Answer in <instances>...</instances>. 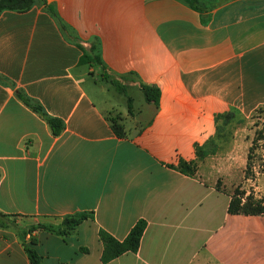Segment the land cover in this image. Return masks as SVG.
I'll use <instances>...</instances> for the list:
<instances>
[{
    "label": "crops",
    "instance_id": "crops-1",
    "mask_svg": "<svg viewBox=\"0 0 264 264\" xmlns=\"http://www.w3.org/2000/svg\"><path fill=\"white\" fill-rule=\"evenodd\" d=\"M46 5L83 46L99 41L107 75L160 94L133 116L116 112L102 69L78 64L81 52L43 6L0 15V74L14 87L0 84V212L23 227L91 214L64 237L34 231L41 264H103L98 231L123 241L138 220L137 252L106 264H264V215L228 214L230 194L202 178V161L193 176L175 169L197 161L216 116L264 109V0ZM15 90L61 119V134ZM0 264H30L12 228L0 229Z\"/></svg>",
    "mask_w": 264,
    "mask_h": 264
},
{
    "label": "trees",
    "instance_id": "trees-1",
    "mask_svg": "<svg viewBox=\"0 0 264 264\" xmlns=\"http://www.w3.org/2000/svg\"><path fill=\"white\" fill-rule=\"evenodd\" d=\"M188 3L191 7H197V0H183ZM33 6H43L45 11L57 22L59 30L65 37V39L74 44L81 55L78 60L79 65H86L89 68L98 66L102 69L101 80L108 81L115 90L120 94H125L126 90L129 88L126 84L122 83L116 77L107 75L105 70V65L101 59L100 55V43L97 39L90 41L89 46L85 47L81 44L80 38L75 35L73 29L68 25L63 23L56 13L46 5V0H0V15L5 11H11L16 13H25L29 11ZM125 77H120L124 79ZM0 84L14 89L11 82L4 76L0 74ZM146 103L157 106L159 100V90L156 87L140 85L139 86ZM16 97L30 110L36 113L41 119H43L51 130L53 136H59L64 130V123L61 119L50 116L46 113L42 105L26 96L22 91L15 90ZM127 109L129 116H133L132 112V99L127 98ZM235 114H239L235 110L228 113L216 116L215 122L216 134L215 137L210 139L203 146L195 147V155L197 161L185 162L179 161L175 169L186 176H193L197 168V162L204 160L205 157L212 154L213 151L209 152L206 147L209 144H214L216 139L219 138L222 133L223 128L234 119ZM110 123L111 130L118 138L125 137V131L123 126L120 124V119L118 116L107 117ZM219 121L221 125L219 126ZM219 190V187H217ZM230 215H244V216H258L264 215V198L255 199L253 196H246L244 199L240 196V193L235 191L233 195H230V201L227 209ZM90 213H75L72 215H66L62 218L59 225H44L38 224L29 227L20 226L17 223V219L20 218L16 215H7L0 212V229L12 228L16 231L19 241L26 253L30 264H41V257L35 250L36 240L31 238L30 235L37 230L49 232L58 236H66L67 234L76 230V228L85 220L90 218ZM146 228V222L144 220H138L133 227L130 229L128 235L123 241H118L114 239L111 235L103 230L98 231V238L102 244V254L101 262L106 264L119 256L131 252L136 253L143 232ZM85 251V250H84Z\"/></svg>",
    "mask_w": 264,
    "mask_h": 264
},
{
    "label": "rangeland",
    "instance_id": "rangeland-1",
    "mask_svg": "<svg viewBox=\"0 0 264 264\" xmlns=\"http://www.w3.org/2000/svg\"><path fill=\"white\" fill-rule=\"evenodd\" d=\"M109 87L106 96L116 112L128 114V97L132 99V112L137 113L145 106L144 96L138 89L128 88L125 94H120L112 85ZM98 101L101 105L102 101ZM235 115L215 143L206 147L213 152L200 164L204 171L202 178L230 195L237 191L243 199L246 196L261 199L264 198V109L254 111L247 118Z\"/></svg>",
    "mask_w": 264,
    "mask_h": 264
}]
</instances>
